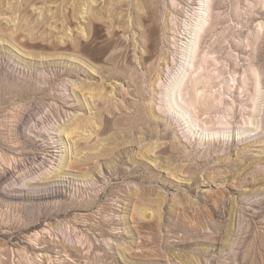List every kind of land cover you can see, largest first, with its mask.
<instances>
[{"label":"rangeland","instance_id":"obj_1","mask_svg":"<svg viewBox=\"0 0 264 264\" xmlns=\"http://www.w3.org/2000/svg\"><path fill=\"white\" fill-rule=\"evenodd\" d=\"M0 27V264H264V0H0Z\"/></svg>","mask_w":264,"mask_h":264},{"label":"bare ground","instance_id":"obj_2","mask_svg":"<svg viewBox=\"0 0 264 264\" xmlns=\"http://www.w3.org/2000/svg\"><path fill=\"white\" fill-rule=\"evenodd\" d=\"M201 1H204V0H201ZM208 1V0H207ZM13 20V19H12ZM12 22V21H11ZM26 26V25H25ZM2 27V26H1ZM1 27H0V42L1 41H3L2 40V36L4 35V33H5V30L3 31V29H1ZM7 28V27H6ZM11 28V27H10ZM18 28V27H17ZM15 29V28H14ZM20 29H21V27H20ZM10 30V29H9ZM12 30H13V28H12ZM4 32V33H3ZM18 32L20 33V31L18 30ZM3 33V34H2ZM16 34H17V32H16V30H14V31H12V32H10V36H11V38H12V40L13 39H15V36H16ZM6 35V34H5ZM9 35V34H8ZM24 37V36H23ZM23 37H21V38H23ZM10 41H11V39H10ZM15 41V40H14ZM9 42V41H8ZM13 42V41H12ZM16 42V41H15ZM50 43V42H49ZM15 44V43H14ZM52 44V43H51ZM189 45H187V49H186V51H187V53H188V56L191 58H193V56H194V49H193V45H192V43H188ZM187 61V60H186ZM189 63H191V62H189ZM188 63V64H189ZM185 64V63H184ZM191 66V65H190ZM187 71L184 69V71H183V73H181L180 74V77H178L176 80H174L175 82H174V84H173V86L171 87V89L170 90H168L169 91V93H170V95L172 96V98H177L175 95H176V93H178L179 92V86H180V84H181V82L186 78V76H187ZM205 102V101H204ZM175 103V102H174ZM206 103V102H205ZM207 104V103H206ZM205 105V104H204ZM205 107V106H204ZM182 115V114H181ZM185 118V117H184ZM75 121V120H74ZM80 121V120H79ZM19 124H20V122H19ZM70 124V123H69ZM66 125L65 126V128L62 130V133L63 134H65L68 138H72V140H73V143H74V145L75 144H77V143H79V141H81V135H80V132L82 133V131H85V127H87V126H85L84 124H82V123H80V122H74V123H72V124H70V125ZM89 124V123H88ZM86 133V132H85ZM83 135H84V133H83ZM83 138V137H82ZM80 150V149H79ZM80 157V156H79ZM78 158V157H77ZM79 161H80V158H79ZM73 163V162H72ZM70 165V163H66V164H63V163H61V165H59V167H58V169H57V171H54L53 173H51V174H49L47 177H45L44 179H46V180H53V179H51V178H57V177H61V174H63V172L65 171V170H67V166H69ZM5 176H2L1 178H0V180H2L3 178H4ZM153 235L154 234H150V239H152L153 238ZM234 256H235V254H234Z\"/></svg>","mask_w":264,"mask_h":264}]
</instances>
